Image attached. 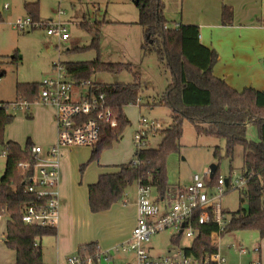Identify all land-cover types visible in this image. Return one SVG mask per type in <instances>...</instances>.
<instances>
[{"label": "rangeland", "instance_id": "rangeland-1", "mask_svg": "<svg viewBox=\"0 0 264 264\" xmlns=\"http://www.w3.org/2000/svg\"><path fill=\"white\" fill-rule=\"evenodd\" d=\"M194 1L166 0L164 14L169 25L175 27L182 23L183 15L193 11ZM31 3H38L40 23L35 29L19 30L15 27V22L29 17L26 5ZM5 6L8 8L5 9ZM60 12L63 13L61 17H59ZM0 16V75H2L0 102L2 103H15L17 84H40L45 78L52 77L54 62L77 63L100 59L105 63L133 66V73L98 72L91 78L94 83L106 85H127L135 80L141 83L140 102L124 109L130 125L126 127L123 138L112 148L102 150L98 159L93 161H91V147L69 149L64 159L66 194L72 191L75 195L73 217L77 223L81 221L82 226L77 234L85 237L93 236L95 243L97 241L113 243L132 226L129 208L133 202L125 204L123 201L130 200L133 194L137 196L138 185L134 183L129 186L122 200L108 214L91 213L87 187L95 183L105 169L110 170L107 173H111L114 172L113 166L135 160L136 146L133 139L141 116L157 120L163 126V130L171 125V110L165 105L158 104L171 83L170 72L156 54H143L141 50L144 41L143 31L137 25L139 12L132 0H0ZM59 21L65 24L70 37L66 42L58 35L47 34L51 28L48 23ZM85 26L94 29L98 27L97 48H90L96 35L95 32H89ZM75 49L84 50L75 51ZM29 107V111L10 107L9 113L14 115L15 119L6 128L5 140L16 142L23 147L30 139L33 144L47 147L55 138L53 110L38 101L30 103ZM182 128L180 149L171 152L166 162L170 194H174L179 186L187 185L194 175L205 174L212 164L219 166L218 174L224 179L231 176V169H234L236 174L242 173L241 147L235 149L231 161L226 155V143L223 139L207 135L198 136L193 124L187 120L183 121ZM256 132L255 127L249 128L248 138L256 140ZM161 142L162 137L158 133L150 134L146 139V145L150 148H157ZM216 147L220 148L218 157L214 155ZM5 150L4 146H0V180L5 173L6 157L2 156ZM152 193L154 197L159 195L156 188L152 189ZM239 193V190H229L223 198V204L225 203L226 206L224 209L232 213L238 211ZM59 230L61 232L63 228ZM67 232L69 231L64 230L63 233ZM173 234V231L168 230L152 238L151 246L155 255L162 254L170 248ZM68 246L67 243L57 242V236H45L42 239L44 262L63 263L75 257L77 252L75 250L68 252ZM99 247L101 251L111 249L101 245ZM255 248H260L261 255L254 253ZM218 251L226 259V264H252L256 260L264 264V238L256 230H234L225 233L220 239ZM4 255L13 258L15 253L0 237V263L7 260L2 259ZM128 257L122 254L115 255L110 264H125ZM99 264L108 263L103 259Z\"/></svg>", "mask_w": 264, "mask_h": 264}, {"label": "trees", "instance_id": "trees-1", "mask_svg": "<svg viewBox=\"0 0 264 264\" xmlns=\"http://www.w3.org/2000/svg\"><path fill=\"white\" fill-rule=\"evenodd\" d=\"M138 22L142 28L144 41L141 50L144 55L156 54L159 61L170 72L171 83L159 101L171 112L172 123L162 132V142L157 148L136 149L134 161L113 166L114 172L102 174L96 183L88 186V201L91 213L108 211L122 200L125 190L136 183L138 186L156 188L161 198L170 195L167 183V157L171 152L179 151L183 135L182 124L191 122L198 136L207 135L223 139L226 143V155L232 161L235 149L242 148L243 170L241 175L250 178L251 190H240L239 209L229 212V231L256 230L264 238V92L253 88L237 91L224 79L215 76L213 70L219 61L215 50L204 46L200 41L197 26L178 24L169 25L164 14V0H138ZM26 11L35 24H39L38 3L26 5ZM233 9L222 6V23L229 26L233 22ZM1 20V16H0ZM89 32H95L90 48L98 47V27L85 26ZM86 49V48H85ZM84 49H75L80 51ZM72 79L81 83L91 81L98 72L133 73V66L120 63H105L100 59L91 62L64 63ZM137 79V78H136ZM93 92H105L112 106L117 125H101L99 142L92 147L91 161L98 159L102 150L112 148L122 138L126 127L130 125L124 109L137 105L141 83L106 85L92 82ZM40 84L22 83L16 85L18 101L33 103L40 95ZM0 104H6L0 102ZM15 116L5 108H0V146L7 151L5 173L0 180V213L10 217L5 243L16 253L15 264H45L40 245L45 236H56V229L29 227L22 223V207L33 200L25 194V178L18 170L21 162H31L30 139L25 146L5 140L6 128ZM256 128L257 139L248 138V130ZM216 147L214 155L219 156ZM217 166V165H216ZM219 166L208 185L216 182L220 175ZM234 169H231L232 174ZM246 203V207H245ZM215 227H204L190 251L201 260L212 251L211 233ZM98 252V244L81 246L78 255L86 257Z\"/></svg>", "mask_w": 264, "mask_h": 264}, {"label": "built area", "instance_id": "built-area-1", "mask_svg": "<svg viewBox=\"0 0 264 264\" xmlns=\"http://www.w3.org/2000/svg\"><path fill=\"white\" fill-rule=\"evenodd\" d=\"M62 15L60 12L59 17ZM48 25L51 27L47 31L49 36L58 35L64 42L69 40L63 22H49ZM15 27L27 31L35 29L37 24L27 17L17 20ZM52 72V77L40 83L37 101L53 110L56 141L47 147L34 144L30 151L32 161L19 163L18 170L25 178V194L33 197L22 207V223L29 227L57 229L61 216L60 162L63 150L94 147L100 140L101 125L109 124L115 128L117 122L105 92H93L90 81L75 82L60 61L53 63ZM29 104L18 101L0 104V108L29 111ZM161 130L163 126L157 120L141 116L133 139L136 149L147 147L149 135ZM2 156L7 157V151ZM212 178L210 169L203 175L196 174L189 185L179 187L174 194L165 198L160 195L154 197L153 188L138 186L137 221L129 240L107 251L98 249L93 256L83 258L76 254L67 259V264H99L103 259L110 264L118 254L129 256L125 264H226V259L218 251L220 239L229 232L230 224L229 211L224 209L223 198L230 189L251 190L252 184L249 177L235 172L226 179L220 177L208 185ZM9 222L10 217L0 213V237L4 242ZM211 226L216 228L210 235L212 251L199 260L190 251L202 229ZM168 230L174 232L170 248L155 255L152 238ZM254 252L260 253V249L255 248ZM252 264L261 262L256 260Z\"/></svg>", "mask_w": 264, "mask_h": 264}, {"label": "crops", "instance_id": "crops-1", "mask_svg": "<svg viewBox=\"0 0 264 264\" xmlns=\"http://www.w3.org/2000/svg\"><path fill=\"white\" fill-rule=\"evenodd\" d=\"M164 3L166 4V0H164ZM224 4L231 7L234 12L233 22L229 26H224L222 23V6ZM193 7L192 12H189L187 15H183L182 23L180 24L197 26L200 31L201 43L204 46L215 50L219 56V61L213 70L215 76L224 79L230 87L237 91L253 88L264 92V0H195L193 2ZM55 141L56 128L55 138H53V142L50 145L54 144ZM68 151L69 149L63 150L60 162L61 216L60 223L56 229V236L57 242L67 243L69 245L67 248L68 252H72L74 250L78 252V249L81 246L95 243L93 242L95 239L90 235L85 237L77 234L78 230H80L82 226L80 224L81 221L80 223H77L73 217L75 195L72 191L66 194L67 189L63 174L65 167L64 159ZM107 171L110 170L105 169V171H103L100 175L106 174ZM191 182L192 178L189 180L187 185ZM83 202H85V199H83ZM123 202H125V204H127V202H133L129 208L132 226L128 229V232H124L122 235L118 236L113 243L106 244L103 241H97L96 244L101 245V247H109L112 249L116 245L129 240L131 236L132 230L137 221L136 195L133 194L130 200L125 199ZM115 205H117V203L114 204L108 211L98 214L110 213ZM60 228H63V231L60 232ZM64 230H68V234L63 233ZM40 245L42 247V240ZM99 245L98 249H100ZM255 254L261 255V250L260 253ZM2 259L7 260L0 264H15L16 253L13 258L4 255ZM44 263L67 264V262L64 261L63 263H52L48 261H45Z\"/></svg>", "mask_w": 264, "mask_h": 264}, {"label": "water", "instance_id": "water-1", "mask_svg": "<svg viewBox=\"0 0 264 264\" xmlns=\"http://www.w3.org/2000/svg\"><path fill=\"white\" fill-rule=\"evenodd\" d=\"M134 2V4L137 6L138 5V0H132ZM2 77V75H0V78ZM217 166L215 164H212L210 166V170H211V177L214 176L215 172H216ZM230 232V231H229ZM182 233V232H181Z\"/></svg>", "mask_w": 264, "mask_h": 264}]
</instances>
